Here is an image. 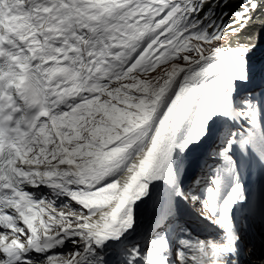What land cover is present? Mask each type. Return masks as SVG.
I'll list each match as a JSON object with an SVG mask.
<instances>
[{"label":"snow or ice","instance_id":"1","mask_svg":"<svg viewBox=\"0 0 264 264\" xmlns=\"http://www.w3.org/2000/svg\"><path fill=\"white\" fill-rule=\"evenodd\" d=\"M257 14L264 0H0V264H109L110 245L123 264H230L247 199L233 152L264 164V107L235 101ZM216 118L248 128L229 133L202 195L186 192L177 157ZM157 182L170 214L199 203L222 240L123 246Z\"/></svg>","mask_w":264,"mask_h":264},{"label":"bare ground","instance_id":"2","mask_svg":"<svg viewBox=\"0 0 264 264\" xmlns=\"http://www.w3.org/2000/svg\"><path fill=\"white\" fill-rule=\"evenodd\" d=\"M153 188H155V186H153ZM153 188H152V186H150V189H149L150 195L148 197H145L142 201H138L137 206H136V213L139 212V216H143L146 220H147L148 215L154 213V210H157L158 214H160V213L161 214H163V213L169 214L170 213V208H169L170 196H168L167 194H164V193H161L159 195L157 192H155L153 190ZM192 205L194 208H198V209H201V211H204L205 215L207 214L206 210L202 209L200 207L199 203L192 202ZM151 211H153V212H151ZM136 218H137V215H136ZM137 221H139V220H137ZM153 234L155 237V233H153ZM261 234H263V236H264V231H262ZM110 246H112V245H110ZM107 252H108V249H107L105 254L109 258V264H113L112 262L114 261V257L111 254H108ZM257 254H258V257H260V255L262 253L258 252ZM251 260H252V258H251ZM252 262H253V260H252ZM254 262H256L258 264H264V257H262L258 260L256 259Z\"/></svg>","mask_w":264,"mask_h":264},{"label":"rangeland","instance_id":"3","mask_svg":"<svg viewBox=\"0 0 264 264\" xmlns=\"http://www.w3.org/2000/svg\"><path fill=\"white\" fill-rule=\"evenodd\" d=\"M259 16V18L258 17H256V20L254 21V24H253V27H252V32H253V34H254V36L256 37V41L258 42V44H259V42H261V41H263L264 40V18H262L260 15H258ZM261 33H262V35H261ZM246 35V34H245ZM243 41V40H241V38H240V36L239 37H230L228 40H226L225 41V44H228L229 42H231V43H236L237 41ZM259 50H260V47L259 46H257V48L252 52V53H250V59H249V63H250V65H251V70H252V74L254 73V72H257V73H259L260 71L262 72V73H264V53L263 54H260V55H256L258 52H259ZM255 58H257V59H255ZM263 66V67H262ZM263 76H264V74H263ZM249 83H244V84H241V85H239V87H238V89H237V93H236V96H237V98H238V96H239V94H238V92L241 90V89H243V86L244 85H248ZM250 84H252V83H250ZM238 94V95H237ZM235 96V97H236ZM219 121V120H218ZM217 122L214 120L213 121V123H212V125H211V127L213 126V125H215ZM196 146V145H195ZM194 147V146H193ZM192 148V147H191ZM190 148V149H191ZM181 157V155H179L178 157H177V160L179 159ZM151 212H153V211H151ZM262 237H263V240H264V236H263V234H262ZM75 250V248H74V245L72 244L71 245V247L69 248V250L68 251H66V252H64V253H62V254H68V253H71L72 251H74ZM262 257H264V256H262V254L260 255V257H255V259H253L252 258V260H253V262L257 259H260V258H262ZM252 260H251V262H252ZM256 263V262H255ZM258 264V263H257Z\"/></svg>","mask_w":264,"mask_h":264},{"label":"trees","instance_id":"4","mask_svg":"<svg viewBox=\"0 0 264 264\" xmlns=\"http://www.w3.org/2000/svg\"><path fill=\"white\" fill-rule=\"evenodd\" d=\"M237 7V5H232V8L230 9V10H234L235 8ZM224 9H222V11H223Z\"/></svg>","mask_w":264,"mask_h":264}]
</instances>
